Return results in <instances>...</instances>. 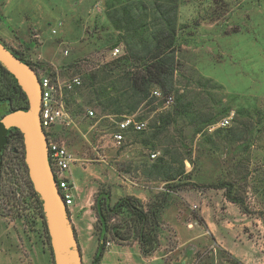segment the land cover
<instances>
[{
    "label": "rangeland",
    "instance_id": "obj_1",
    "mask_svg": "<svg viewBox=\"0 0 264 264\" xmlns=\"http://www.w3.org/2000/svg\"><path fill=\"white\" fill-rule=\"evenodd\" d=\"M155 1L0 0L1 42L63 88L71 123L51 136L76 159L66 176L77 187L71 217L86 216L79 221L85 262L97 248L92 233L101 191L111 193L112 204L133 197L147 209L176 185L156 249L143 252L136 221L124 212L111 220L104 264H232L233 258L264 264V0H160L177 21L172 92L164 96L155 87L162 96L152 92L153 102L151 96L136 106L131 98L105 113L94 94L107 89L127 98L130 90L104 69L131 49L137 54L161 28ZM119 7L130 12L126 18L115 12ZM116 47L122 55L113 58ZM74 78L82 86L67 90ZM169 96L173 104L166 103ZM8 108L0 103V116ZM124 117L145 121L147 129L130 131L119 145L113 135ZM225 118L230 125L219 127ZM152 153L158 154L154 160ZM221 182L233 185L243 209L226 199L225 190L211 187ZM34 193L23 144L13 139L0 183V264H54Z\"/></svg>",
    "mask_w": 264,
    "mask_h": 264
},
{
    "label": "trees",
    "instance_id": "obj_2",
    "mask_svg": "<svg viewBox=\"0 0 264 264\" xmlns=\"http://www.w3.org/2000/svg\"><path fill=\"white\" fill-rule=\"evenodd\" d=\"M155 6L156 11L158 12L156 14L159 15L161 28L148 37L147 43L143 44L142 50H140L137 54L133 52V49H131L129 51V56L119 58L111 64L113 65L112 69H104V73L107 75L119 77V79L130 90V93L128 92V95L126 94L128 97L124 98L121 96H113V92H110L107 89H105V92H102L101 94H92L94 96L93 101H95L105 113L109 112L111 106H121L124 102L130 101L131 98L136 101V106H139L148 99L151 100L153 97L152 92L155 87L161 89L163 94H165L164 96L169 95L172 92V80L176 71L173 49L177 43V21L175 17L169 16L171 12H166L160 0L155 1ZM115 9L117 10V8ZM122 9L124 10L122 11L119 7L117 11L115 10V12L118 14L122 11L123 14L121 15L126 18V15L130 12L128 13V9L126 7ZM112 22L116 24L115 18L112 19ZM139 53L141 55H139ZM13 54L23 63L36 70L35 66L30 62L17 56L15 53ZM17 92L20 99L16 96ZM152 99L153 102L156 98L153 97ZM20 100H24L25 104H20ZM0 103H6L9 106L3 115L0 116V120L5 115L10 114L15 110L28 109V99L26 94L19 86L15 77L1 65ZM116 112L121 113L120 110H116ZM13 139H19L23 144L22 134L17 128L10 129L4 138V145L0 153V183L5 150ZM158 161L162 162L163 160L162 158H159ZM155 169H157V172L162 175L164 180L169 181V171H166L165 168L160 166V164H156ZM169 187L171 189H168L166 192L156 197L147 209L140 205V200L133 197H122L112 204L111 193L108 191H101L95 201V209L98 218V249L93 261L90 264L101 263L109 242L108 236L111 230L114 229L111 226V220L124 212H129L133 217L132 219L136 221L138 240L143 252L145 254L153 252L159 242L158 232L161 226V215L170 201L169 191H177L181 186L172 185ZM211 187L225 190L226 199L229 202L239 205L241 209L244 208V203L234 192L232 184L221 182L220 184ZM35 197L37 198L36 195ZM37 201L39 202L38 198ZM232 260V264L241 263L236 258H233Z\"/></svg>",
    "mask_w": 264,
    "mask_h": 264
},
{
    "label": "water",
    "instance_id": "obj_3",
    "mask_svg": "<svg viewBox=\"0 0 264 264\" xmlns=\"http://www.w3.org/2000/svg\"><path fill=\"white\" fill-rule=\"evenodd\" d=\"M0 65L18 81L28 99L27 110H15L0 120V153L12 128L23 137L25 164L40 202L54 264H84L70 211L49 164L48 138L41 125V84L38 72L18 59L0 41Z\"/></svg>",
    "mask_w": 264,
    "mask_h": 264
},
{
    "label": "built area",
    "instance_id": "obj_4",
    "mask_svg": "<svg viewBox=\"0 0 264 264\" xmlns=\"http://www.w3.org/2000/svg\"><path fill=\"white\" fill-rule=\"evenodd\" d=\"M122 55L121 49L116 47L111 51V57L118 58ZM41 84V109L40 120L41 125L48 138V157L49 164L53 171L55 180L59 186V189L64 197L66 205L71 210V206L74 204L73 192L77 189L74 180L66 176L68 172H71V168L74 165L76 159L73 154L67 149L65 143L58 139H53L51 132L58 127L70 125L71 119L66 111L65 99L63 88L54 82L49 76L39 75ZM83 82L80 78H74L70 84H67L65 88L67 90L74 87L82 86ZM155 97H161L162 94L158 91L153 92ZM167 104H173L174 98L169 96L166 98ZM89 116H94L93 111H89ZM230 125L229 118L223 119L219 127H228ZM117 131L114 133L113 138L115 142L121 145L126 138V134L130 131L143 132L147 129L145 121H137L131 117H124L117 123ZM158 156L157 153H152L151 158L154 160ZM196 264H205L198 262Z\"/></svg>",
    "mask_w": 264,
    "mask_h": 264
},
{
    "label": "crops",
    "instance_id": "obj_5",
    "mask_svg": "<svg viewBox=\"0 0 264 264\" xmlns=\"http://www.w3.org/2000/svg\"><path fill=\"white\" fill-rule=\"evenodd\" d=\"M71 177H73V175L71 176ZM72 180H75L74 178H71ZM76 214H78V218L77 219H73V216L71 217L72 218V221H73V224H74V227H75V230H76V234H77V237H78V240H79V243H80V247H81V252H82V257H83V262H84V264H90L92 261H93V259H94V256L92 257V259L89 261V262H85V253H86V245L83 243V241L81 240V232L83 231V227L81 226V223H79V221L81 220V222H82V220L84 219V217H86L85 216V213L84 214H82V216L80 215V212H78V213H76ZM88 230V229H87ZM89 231H91V230H89ZM92 232V231H91ZM92 237H94V239H96V241H97V248H96V251H95V253L94 254H96V252H97V249H98V237H97V235H95V234H93L92 233ZM109 243V242H108ZM215 243H217V245H221L222 246V244H221V242L220 241H215ZM110 247V246H109ZM232 253H234L233 251H232ZM236 256H238V254H236V253H234ZM140 255H142L141 254V252H140ZM238 257H240V256H238ZM104 259H105V256L103 257V259H102V261H101V263L100 264H104ZM122 262L120 261L119 262V264H121Z\"/></svg>",
    "mask_w": 264,
    "mask_h": 264
},
{
    "label": "flooded vegetation",
    "instance_id": "obj_6",
    "mask_svg": "<svg viewBox=\"0 0 264 264\" xmlns=\"http://www.w3.org/2000/svg\"><path fill=\"white\" fill-rule=\"evenodd\" d=\"M17 56H19V55H17ZM19 57H21V56H19ZM22 58V57H21Z\"/></svg>",
    "mask_w": 264,
    "mask_h": 264
}]
</instances>
